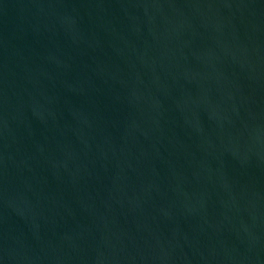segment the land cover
<instances>
[{
    "label": "water",
    "instance_id": "obj_1",
    "mask_svg": "<svg viewBox=\"0 0 264 264\" xmlns=\"http://www.w3.org/2000/svg\"><path fill=\"white\" fill-rule=\"evenodd\" d=\"M0 264H264V0H0Z\"/></svg>",
    "mask_w": 264,
    "mask_h": 264
}]
</instances>
